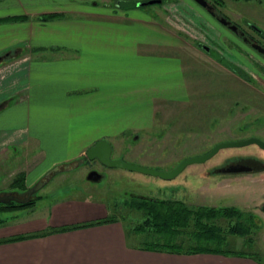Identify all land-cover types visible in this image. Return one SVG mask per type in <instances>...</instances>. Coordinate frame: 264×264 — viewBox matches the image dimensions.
Returning a JSON list of instances; mask_svg holds the SVG:
<instances>
[{
    "label": "crops",
    "instance_id": "obj_1",
    "mask_svg": "<svg viewBox=\"0 0 264 264\" xmlns=\"http://www.w3.org/2000/svg\"><path fill=\"white\" fill-rule=\"evenodd\" d=\"M117 1L0 0V19L28 18L0 23V65L16 82L0 92V111L17 102L10 118L22 116L27 124L0 126V146L16 154V147L31 143L50 167L68 165L100 141L153 128L169 105L188 103L183 37L138 5L121 10ZM182 2L179 10L189 18L190 6ZM52 14L63 18L39 20ZM196 18L197 25L210 27ZM69 148L75 151L67 153ZM37 208L36 203L25 209L32 214L0 227V241L23 238L0 244V264H264L251 255L141 250V237L108 204L68 199L53 202L45 214ZM111 216L114 221L106 224L55 232Z\"/></svg>",
    "mask_w": 264,
    "mask_h": 264
},
{
    "label": "rangeland",
    "instance_id": "obj_2",
    "mask_svg": "<svg viewBox=\"0 0 264 264\" xmlns=\"http://www.w3.org/2000/svg\"><path fill=\"white\" fill-rule=\"evenodd\" d=\"M149 1L152 0H139L144 3ZM164 1L167 2L148 5L139 10L149 16L154 14L162 22L166 21L167 26L185 40L187 50L181 58L185 65L189 100L186 105H169L166 113L157 114L156 123L149 130L137 134L128 130L117 141L107 140L113 148L112 159L170 173L185 160L206 155L222 143L250 138L264 142V84L260 83L264 82V59L249 47L238 46L240 40L193 0ZM182 1L190 6L189 18H185L179 10ZM221 1L224 4L219 8L229 19L244 28L255 25L264 32V0ZM171 3L178 5L170 6ZM179 11L182 16L177 15ZM2 14L0 11V16ZM195 15L200 16L210 27L197 25ZM169 16L171 20L167 21ZM204 47L236 64L252 79V84L219 63ZM176 53L180 54L179 51ZM14 55L12 52L11 56ZM2 66L0 92L7 86H16L15 80L9 79ZM2 103L0 101V106ZM16 103L10 101L7 108L0 111V126L7 125V128L14 129L27 126L22 116H17V120L10 118L18 111ZM32 120L35 121V118L32 117ZM12 149L6 145L0 146V193H16L24 198V192L33 188L55 167H50L49 161L45 163L41 152L31 143L16 147V154ZM70 151L75 149L69 148L67 153ZM82 154L68 165L73 167L87 160V155ZM232 155L264 157L257 145L224 149L204 164L188 166L172 181L123 169L102 168L89 162L80 163L77 167L57 173L37 194L40 199L36 213L45 214L53 202L59 200L108 204L111 208L117 207V219L124 221L132 233L133 227L143 220L141 213L137 214L125 205L133 197L178 199L196 208L235 207L255 213L259 228L252 234L251 245L243 238L230 236L229 245L218 249L246 252L264 263V208L260 210L264 207V174L219 175L211 171L223 166ZM93 169L100 170L98 173L102 175L98 182L87 178ZM22 178L24 180L21 183ZM32 213L28 210L0 212V227L14 224ZM221 224L223 227L227 225L225 221Z\"/></svg>",
    "mask_w": 264,
    "mask_h": 264
},
{
    "label": "trees",
    "instance_id": "obj_3",
    "mask_svg": "<svg viewBox=\"0 0 264 264\" xmlns=\"http://www.w3.org/2000/svg\"><path fill=\"white\" fill-rule=\"evenodd\" d=\"M221 5L223 1L217 0ZM167 2L162 0V3ZM139 1H117L119 9L126 10L137 8ZM115 4V5H116ZM63 18V15L52 14L39 17L40 21L48 22ZM27 17H11L0 19L3 22L26 21ZM212 51V50H211ZM215 59L241 77H247L242 70L233 63L224 59L221 55L213 53ZM88 160V159H87ZM23 178L20 182H23ZM18 184V183H17ZM26 192H24L25 194ZM16 194V193H15ZM38 194V193H37ZM34 195L32 200L25 204L12 202L0 204V212L25 210L32 208L40 197ZM17 195V194H16ZM125 205L143 215V220L133 227V233L140 236V249L153 252H164L178 255H195L203 253H224L233 256H250L242 251L219 250L218 248L229 245V237L235 236L245 239L252 244V234L259 227L256 224L258 216L252 211H242L235 207L213 208L202 206L196 208L178 199L133 197ZM264 207H261L263 209ZM117 210V207H115ZM113 216L106 220L95 222L81 227H70L55 232H67L77 228L101 225L112 222ZM226 222V227L222 222ZM2 221L0 220V223ZM128 229V226L125 225ZM11 239L0 241V244L22 240ZM256 260L255 258H253ZM258 261V260H256ZM260 262V261H259Z\"/></svg>",
    "mask_w": 264,
    "mask_h": 264
},
{
    "label": "water",
    "instance_id": "obj_4",
    "mask_svg": "<svg viewBox=\"0 0 264 264\" xmlns=\"http://www.w3.org/2000/svg\"><path fill=\"white\" fill-rule=\"evenodd\" d=\"M196 4L200 5L201 7L207 9L209 3L206 0H193ZM161 0H152L146 3H139L138 7H144L148 5L154 4H161ZM220 23L224 26H229L231 22L227 19L223 18L220 20ZM237 26L234 25L231 27L232 30H237ZM205 51H209L208 47H204ZM258 145L259 147L264 149V142L259 139L251 138L241 142H229V143H222L216 146L213 150H211L208 154L203 155L201 157L187 159L182 162L175 170L171 173H164L160 171L151 170L149 168L141 167L126 163L122 160H113L112 159V147L106 141H100L95 146L91 147L87 152V159L89 161L98 160L103 166L108 168H116V169H123L128 170L130 172H137L151 177H158L166 181H172L176 179L188 166L192 164H204L207 161L211 160L219 151L223 149H231V148H243L250 145ZM75 165L74 167H76ZM73 167L69 165H62L56 166L51 171H49L44 178L37 183L33 188L29 189L24 195H16L14 193L11 194H0V204H11L12 202H16L19 204H25L32 200L33 196L39 193L51 180L52 178L59 172L70 170ZM238 170V169H237ZM244 168L238 171H243ZM88 180L93 182H98L102 179V175H100L96 171H92L88 175Z\"/></svg>",
    "mask_w": 264,
    "mask_h": 264
},
{
    "label": "flooded vegetation",
    "instance_id": "obj_5",
    "mask_svg": "<svg viewBox=\"0 0 264 264\" xmlns=\"http://www.w3.org/2000/svg\"><path fill=\"white\" fill-rule=\"evenodd\" d=\"M206 1L209 3L207 9L201 7L200 5L199 6L202 9H204L211 17H213L219 23H220V20H222L223 18H225L229 22H231V24L229 26H224V27L230 33H232L235 37H237L240 40V42L243 44L242 45L241 43H237V45L241 46V47H244V46L249 47L255 53H257L260 56V58L263 60L264 59V32L259 27H256L255 25H250V26L245 27V28L238 25L235 21H232L224 13L221 12V10L219 8L220 6H222L221 3H219L217 0H213V1L206 0ZM234 25H236L238 27L237 30L231 29V27ZM206 52H210L212 54L214 53L213 51L211 52L210 50L206 51ZM240 78L243 79L244 81L250 83V84H252V82H253L252 79H249L248 75H247V77H241L240 76ZM262 80L264 81V79H262ZM260 83L264 84V82H260ZM263 88H264V86H263ZM238 142H241V141H238ZM243 148H245V147H243ZM259 148H260V151L264 155V149L261 147H259ZM231 149H239V148H231ZM82 162L83 163H86V162L94 163V164L100 165L102 168H108V167L103 166L98 160H94V161L88 160L87 161L86 159H84ZM75 165H78V163ZM239 168L240 169L244 168V170L238 171ZM212 170H214L215 173H218L219 175L264 174V157L260 158V157L253 156V155H248V156L232 155V156H229V158L224 162L223 166L218 167L217 169H211V171ZM92 171H97L100 173V170H98V169H93ZM208 173H210V172H208ZM214 175H216V174H214Z\"/></svg>",
    "mask_w": 264,
    "mask_h": 264
}]
</instances>
